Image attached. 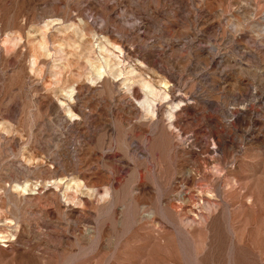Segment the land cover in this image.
<instances>
[{
	"label": "rangeland",
	"instance_id": "rangeland-1",
	"mask_svg": "<svg viewBox=\"0 0 264 264\" xmlns=\"http://www.w3.org/2000/svg\"><path fill=\"white\" fill-rule=\"evenodd\" d=\"M0 236V264H264V0H0Z\"/></svg>",
	"mask_w": 264,
	"mask_h": 264
},
{
	"label": "bare ground",
	"instance_id": "bare-ground-1",
	"mask_svg": "<svg viewBox=\"0 0 264 264\" xmlns=\"http://www.w3.org/2000/svg\"><path fill=\"white\" fill-rule=\"evenodd\" d=\"M113 67V66H112ZM112 71V68L109 67L108 71ZM132 72V69L130 70H126L125 73H131ZM98 75L100 76L101 73L100 71L98 70L97 71ZM123 72H120V74H122ZM113 74V73H112ZM131 75V74H130ZM140 80V79H139ZM138 79L136 81L132 80V81H129L127 79V81H125L123 84L125 86V89L131 91V86L134 85V82H139V85L142 87L143 91H144V96H143V99L142 100H139L138 101V104L140 107H142L144 109V111H146V113H150L153 115V109H152V105H153V100H155L156 97H159L161 96V98H166L168 96L167 92L166 91H162L160 93L159 89L155 86H153L148 80H146L145 78H141V80L139 81ZM132 93V92H130ZM133 95V98L134 97H137L138 95V92L137 90L134 91V93H132ZM68 97L70 98L71 97V92L68 93ZM177 105L178 103H175L174 105H169L168 109H167V115H168V118L171 119L173 117V114L177 108ZM67 109V112L70 114V116H73L74 114H72L70 112V109L69 107H66ZM172 125V123H171ZM68 186V185H67ZM20 191L19 192H24L27 190V187L26 185L24 186V184L20 187ZM3 239L2 236H0V240Z\"/></svg>",
	"mask_w": 264,
	"mask_h": 264
}]
</instances>
